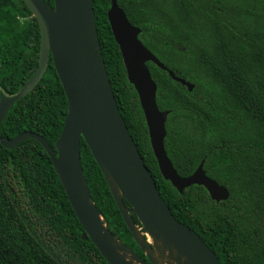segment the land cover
Here are the masks:
<instances>
[{
  "label": "trees",
  "instance_id": "16d2710c",
  "mask_svg": "<svg viewBox=\"0 0 264 264\" xmlns=\"http://www.w3.org/2000/svg\"><path fill=\"white\" fill-rule=\"evenodd\" d=\"M51 8L55 0H44ZM143 45L176 77L147 63L157 105L170 111L165 150L182 178L205 160L225 187L213 201L201 186L180 194L159 169L146 119L108 21L111 0H93L103 59L119 109L162 198L222 264H264V0H117ZM41 33L23 0H0V87L15 94L39 66ZM2 92L0 90V99ZM69 104L52 59L41 83L16 102L0 134L42 136L54 148ZM84 175L108 229L152 264L128 229L109 184L81 140ZM126 207L130 208L125 202ZM136 226L145 233L137 217ZM45 149L26 139L0 144V264H109L89 240Z\"/></svg>",
  "mask_w": 264,
  "mask_h": 264
},
{
  "label": "water",
  "instance_id": "95a60500",
  "mask_svg": "<svg viewBox=\"0 0 264 264\" xmlns=\"http://www.w3.org/2000/svg\"><path fill=\"white\" fill-rule=\"evenodd\" d=\"M36 18L41 33L39 66L15 94L1 87L0 127L12 106L28 96L43 80L52 59L68 99L69 111L54 148L40 135L25 132L13 139L0 134V144L14 149L26 139L42 145L81 223L82 240L91 241L109 264H145L108 229L91 196L81 160V140L105 176L122 217L152 264H159L148 244H141L137 217L145 234L167 250L175 264H222L200 236L180 223L162 198L124 121L103 59L93 0H55L54 8L44 0H23ZM108 21L118 44L129 83L135 88L146 119L151 146L163 178L183 194L192 186L204 187L217 203L227 201L229 191L210 179L205 160L196 172L182 178L165 150L166 123L170 111L157 105V85L147 63H154L189 92L194 86L176 77L140 41L141 30L132 25L117 0H111ZM127 202L130 208L126 207Z\"/></svg>",
  "mask_w": 264,
  "mask_h": 264
},
{
  "label": "rangeland",
  "instance_id": "374dc122",
  "mask_svg": "<svg viewBox=\"0 0 264 264\" xmlns=\"http://www.w3.org/2000/svg\"><path fill=\"white\" fill-rule=\"evenodd\" d=\"M136 233L141 244L150 246L149 254H152L159 264H175L170 253L164 250L161 244L157 243L148 234L143 233L139 228H136Z\"/></svg>",
  "mask_w": 264,
  "mask_h": 264
},
{
  "label": "bare ground",
  "instance_id": "6f19581e",
  "mask_svg": "<svg viewBox=\"0 0 264 264\" xmlns=\"http://www.w3.org/2000/svg\"><path fill=\"white\" fill-rule=\"evenodd\" d=\"M160 244V242H158Z\"/></svg>",
  "mask_w": 264,
  "mask_h": 264
}]
</instances>
